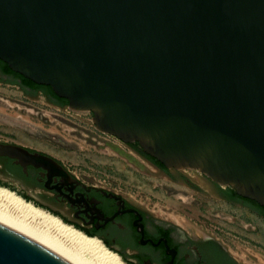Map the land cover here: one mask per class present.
<instances>
[{"label": "water", "instance_id": "water-1", "mask_svg": "<svg viewBox=\"0 0 264 264\" xmlns=\"http://www.w3.org/2000/svg\"><path fill=\"white\" fill-rule=\"evenodd\" d=\"M0 61L165 169L264 207V0H0ZM0 157L62 168L11 144ZM0 264L69 263L0 224Z\"/></svg>", "mask_w": 264, "mask_h": 264}, {"label": "rangeland", "instance_id": "rangeland-1", "mask_svg": "<svg viewBox=\"0 0 264 264\" xmlns=\"http://www.w3.org/2000/svg\"><path fill=\"white\" fill-rule=\"evenodd\" d=\"M5 79L0 75L1 144L53 158L84 180L116 190L185 228L217 237L246 263L264 264V222L220 200L217 194L223 189L205 175L171 169L170 180L135 152L132 143L99 132L91 113L54 105L41 93L27 95L19 86L5 83ZM0 187L71 226L3 178Z\"/></svg>", "mask_w": 264, "mask_h": 264}, {"label": "flooded vegetation", "instance_id": "flooded-vegetation-1", "mask_svg": "<svg viewBox=\"0 0 264 264\" xmlns=\"http://www.w3.org/2000/svg\"><path fill=\"white\" fill-rule=\"evenodd\" d=\"M154 166L171 180V169ZM61 167L45 169L28 165L24 172L15 159L0 157V178L70 222L72 228L100 240L128 264H249L217 237L185 228L116 190L84 180ZM221 188L217 194L220 200L264 222V207H256L229 187Z\"/></svg>", "mask_w": 264, "mask_h": 264}, {"label": "bare ground", "instance_id": "bare-ground-1", "mask_svg": "<svg viewBox=\"0 0 264 264\" xmlns=\"http://www.w3.org/2000/svg\"><path fill=\"white\" fill-rule=\"evenodd\" d=\"M0 224L42 245L69 264H125L97 238L84 235L2 187Z\"/></svg>", "mask_w": 264, "mask_h": 264}, {"label": "trees", "instance_id": "trees-1", "mask_svg": "<svg viewBox=\"0 0 264 264\" xmlns=\"http://www.w3.org/2000/svg\"><path fill=\"white\" fill-rule=\"evenodd\" d=\"M0 74H1V76L6 78L4 81L5 83L19 86L22 90H24L27 93V95L34 96L38 93H41L45 96L47 101H49L50 103H53L54 105H57L60 107H65L68 105L67 100L56 97L54 95V93L52 92L50 87L34 84L33 82L23 78L19 74L12 72L8 68V66L1 61H0ZM0 81H3V80H0ZM132 146H133V149L135 152H137L139 155H141L142 157H144L145 159L150 161L152 164H154L156 166L163 167L155 159L144 154L136 143H132ZM230 195H232L234 198H236L234 193H232ZM226 196H228V195H226ZM251 203H253L256 207H258L255 202L251 201Z\"/></svg>", "mask_w": 264, "mask_h": 264}]
</instances>
